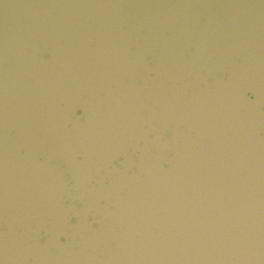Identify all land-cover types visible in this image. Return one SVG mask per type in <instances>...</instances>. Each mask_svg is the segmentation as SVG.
Masks as SVG:
<instances>
[{
	"label": "water",
	"instance_id": "obj_1",
	"mask_svg": "<svg viewBox=\"0 0 264 264\" xmlns=\"http://www.w3.org/2000/svg\"><path fill=\"white\" fill-rule=\"evenodd\" d=\"M0 264H264V0H0Z\"/></svg>",
	"mask_w": 264,
	"mask_h": 264
}]
</instances>
